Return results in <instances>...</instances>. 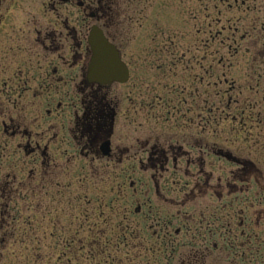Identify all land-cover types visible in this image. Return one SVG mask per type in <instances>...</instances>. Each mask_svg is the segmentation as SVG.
Masks as SVG:
<instances>
[{
    "label": "rangeland",
    "instance_id": "rangeland-1",
    "mask_svg": "<svg viewBox=\"0 0 264 264\" xmlns=\"http://www.w3.org/2000/svg\"><path fill=\"white\" fill-rule=\"evenodd\" d=\"M114 2L125 39L117 41L124 53L132 55L133 63L130 87L113 92L119 101L118 119L127 116L135 122L129 130L120 122L119 142L125 134L128 137L122 142L131 147L143 140L158 143L161 133L173 141H187V133H191L187 129L188 119L209 117L215 119L210 129L212 142L217 141L216 131L220 132L225 134L226 146L234 150L237 137L244 142L245 137L253 136L260 144L255 158L263 163L264 149L260 147L264 143V86L258 92L252 90L250 67L257 58L260 73L264 74V0ZM31 103L27 95L17 106H9L0 92L7 136H14L9 139L0 134V145L6 149L0 163L3 201L0 200V210L4 217L0 264H92L95 258H89L87 251H82L81 239L97 238L99 234L107 241H104L108 245L106 250L114 264H182L188 253L185 241L179 242L174 260L158 262L157 246L151 234L158 231V221L165 219L173 222V231L186 228L190 212L186 205L187 177L172 171L164 175L162 189L166 200L163 203H159L152 183L160 174L124 170L135 162H125L124 166L112 170L108 162L102 161L97 163L95 171H90L82 170L83 163L78 159L69 170L56 171L54 165H48L44 181L36 183L41 180L39 177L29 181V171L39 169L40 161L28 158L24 147L28 142L35 146L34 139L38 136L43 137L41 147H49L53 135L61 127L67 128L71 120L33 119L45 116L47 107L37 108ZM71 105L66 96V107L61 114L73 116ZM243 112L245 115L256 113L259 120H248L244 125L241 123ZM158 119L162 120L158 122ZM217 119L220 121L216 122ZM57 120L63 124L58 125ZM49 126L58 128L55 133H48ZM26 130L32 140L26 139ZM23 131L20 135L17 133ZM62 137L59 133L56 140L60 143ZM66 149L71 152L69 144L51 145L49 152L53 157ZM56 159L62 168L65 160ZM230 168L227 164L226 170ZM33 187L35 196L30 195ZM13 194L15 200L7 202ZM144 203L151 205L152 216L144 215L147 212L144 207L141 215H125ZM119 232L127 234V246L123 245L125 242L117 246ZM135 233L139 236L133 241L131 237ZM74 238L78 242L73 246ZM71 244L78 250L76 255L62 254ZM261 252L255 263L264 264V249ZM35 255L41 260L37 261Z\"/></svg>",
    "mask_w": 264,
    "mask_h": 264
},
{
    "label": "flooded vegetation",
    "instance_id": "flooded-vegetation-1",
    "mask_svg": "<svg viewBox=\"0 0 264 264\" xmlns=\"http://www.w3.org/2000/svg\"><path fill=\"white\" fill-rule=\"evenodd\" d=\"M114 1L0 0L2 97L7 98L9 106H17L28 95L32 106L47 107L45 116L33 119H71L67 128L61 127L53 135L49 147H41L42 136L34 139L35 146L28 142L24 147L27 157L34 162L39 160L41 166L29 171L28 180L39 177L41 180L36 183L44 181L47 176L45 173L49 172L45 169L48 165H54L56 171L69 170L73 162L80 160L83 163L82 170L95 171L97 163L102 161L108 162L112 170L124 166L125 162H135L124 170H147L160 174V178L152 180V183L159 203H163L166 200L162 189L164 175L170 171L175 174L182 172L188 180L186 205L190 207L186 228L173 231L171 220L158 221V231L151 234L156 242L158 262L165 260L169 263L174 260L179 242L185 241L188 253L182 264H259L255 260L264 249V210L261 209L264 208V160L260 163L255 158L260 146L255 137H245L244 142L241 137H237L235 140L238 145H234V150L226 146L225 134L223 136L220 132L216 131L217 141L212 142L210 129L215 119L207 117L188 119L187 129L191 133H187V141H173L161 133L158 143L155 140L151 143L143 140L131 147L122 142L128 137L125 134L119 142L117 131L120 122L125 130H129L135 122L127 119V116L126 119H118L119 101L113 92L130 87L133 82V63L130 61L132 55L124 53L121 43L117 41L125 39ZM93 29L100 31L116 49L128 71L126 82L106 83L98 76L89 77L94 57L89 44ZM251 63L250 84H253L252 90L258 92L264 86V74L260 73L261 65L257 58ZM66 96L72 104L70 108L73 116L67 117L65 112L61 114L66 107ZM2 113L0 110V134L12 139L14 136H7V125ZM245 113L242 115V124L246 125L248 120H259L256 113ZM57 123L63 124L59 120ZM57 128L49 126L48 133H55ZM26 132V139L32 140L29 131ZM17 133L20 135L25 131ZM59 133L64 136L60 143L56 140ZM66 135L71 141L66 140ZM58 144H69L71 154L66 149L63 154L52 157L49 148ZM0 148L2 164L6 149L2 145ZM260 148L264 149V143H261ZM246 153L251 156H246ZM56 158L60 162L65 160L62 168L56 163ZM227 164L232 167L228 171ZM103 169L109 170V167ZM33 191L34 187L30 195L35 196ZM14 194L8 196L10 201L7 202L15 200ZM0 200L3 202L2 197ZM142 207L147 208L144 215H153L148 203L137 205L134 212L128 211L125 215H141ZM2 212L0 210V245L4 227ZM126 227L129 230L128 224ZM124 236L123 245L127 246V234ZM138 236L133 234L131 240L136 241ZM76 238L75 245L78 242ZM96 246L97 250L108 249L106 243Z\"/></svg>",
    "mask_w": 264,
    "mask_h": 264
},
{
    "label": "water",
    "instance_id": "water-1",
    "mask_svg": "<svg viewBox=\"0 0 264 264\" xmlns=\"http://www.w3.org/2000/svg\"><path fill=\"white\" fill-rule=\"evenodd\" d=\"M89 44L94 53L89 77H100L103 82H126L128 71L119 59L116 49L108 43L100 31L93 29Z\"/></svg>",
    "mask_w": 264,
    "mask_h": 264
},
{
    "label": "trees",
    "instance_id": "trees-1",
    "mask_svg": "<svg viewBox=\"0 0 264 264\" xmlns=\"http://www.w3.org/2000/svg\"><path fill=\"white\" fill-rule=\"evenodd\" d=\"M119 231H120V229H119ZM122 231H124V229H122ZM117 235H118V237H117V240H115V242L118 243L117 245L119 246V244L124 242L121 240H122V238L125 237L124 236L125 233L119 232ZM96 237L97 238L86 237V238L82 239V243H83L82 251L83 252L87 251L89 258H91V259L95 258V259H93L92 264H114L113 257L111 256V254L108 253V251L106 249L105 250H103V249L97 250V248H95L96 245H101V244L103 245L105 243L104 242L105 240H103V234L96 235ZM72 241H73V246H74L75 245V238ZM90 246H92L93 248H90ZM68 247H71V248H67L65 250V252L62 254H64L65 256L70 255V256L74 257L76 255V250L74 251L72 244L69 245ZM97 252L98 253L100 252V253L97 254ZM100 256H102V258ZM35 257H36L37 261L41 260L40 257H38V255H35ZM97 258H100V259L97 260ZM88 264H90V263H88Z\"/></svg>",
    "mask_w": 264,
    "mask_h": 264
}]
</instances>
